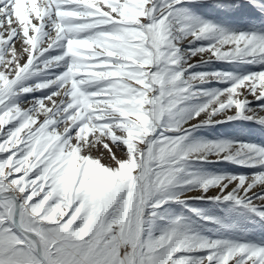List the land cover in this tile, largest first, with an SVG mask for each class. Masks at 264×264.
<instances>
[{
    "label": "snow or ice",
    "instance_id": "snow-or-ice-1",
    "mask_svg": "<svg viewBox=\"0 0 264 264\" xmlns=\"http://www.w3.org/2000/svg\"><path fill=\"white\" fill-rule=\"evenodd\" d=\"M185 2L0 0V264H264V244L158 213L208 200L264 219V146L185 143L204 125L264 124V104L248 99L264 100V33L198 21ZM205 52L261 67L189 73ZM212 80L228 86L196 87ZM193 160L253 171L202 175L185 168Z\"/></svg>",
    "mask_w": 264,
    "mask_h": 264
},
{
    "label": "rangeland",
    "instance_id": "rangeland-1",
    "mask_svg": "<svg viewBox=\"0 0 264 264\" xmlns=\"http://www.w3.org/2000/svg\"><path fill=\"white\" fill-rule=\"evenodd\" d=\"M39 3V0H38ZM220 0H191L179 5L178 7L187 10L196 20L207 22L218 26L229 32H261L264 33V0H239L237 4L226 2L223 6H218ZM211 43L210 38L196 40L192 44L183 45V50L189 48L196 49L201 45ZM18 46V45H17ZM208 53L198 54L193 57L190 63L194 66L188 69L189 73H210L222 71L243 76L249 72L260 70L259 65L248 64L243 62H221L206 60ZM54 71V70H50ZM44 77L37 75L32 78L30 83L41 80ZM228 84L212 80L210 82H201L196 85L198 89L212 91L226 88ZM50 89L43 92H35L27 96L31 100L33 96L47 95ZM205 98L198 97L190 104L199 103ZM249 100H253L250 107L260 112L259 105L264 104V100H254L251 95ZM264 115V112H260ZM42 118V117H41ZM196 121L194 120L193 123ZM24 133H21L23 137ZM207 141L229 142L239 141L242 143L264 146V124L258 123L251 119H232L223 123H213L204 125L192 130L191 134L185 141L186 144H195ZM6 154V153H5ZM100 155V153H94ZM117 155L120 153L117 151ZM104 163H109L105 155ZM185 168L192 172L202 175L211 173L227 172H251L252 169L240 168L234 164L223 161H187ZM196 193H192L195 195ZM196 209L199 215L190 211ZM160 216L171 220L175 217H184L189 221L195 232L205 237L224 238L235 241H249L258 244H264V219H261L255 213L234 202H213L208 200H189L187 204L169 202L158 210ZM209 217V220L203 219ZM167 221L160 219L156 221L155 227H163Z\"/></svg>",
    "mask_w": 264,
    "mask_h": 264
}]
</instances>
